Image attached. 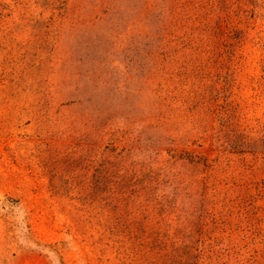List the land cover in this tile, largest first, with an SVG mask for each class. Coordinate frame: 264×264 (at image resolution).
Listing matches in <instances>:
<instances>
[{"label":"rangeland","instance_id":"rangeland-1","mask_svg":"<svg viewBox=\"0 0 264 264\" xmlns=\"http://www.w3.org/2000/svg\"><path fill=\"white\" fill-rule=\"evenodd\" d=\"M0 264H264V0H0Z\"/></svg>","mask_w":264,"mask_h":264}]
</instances>
